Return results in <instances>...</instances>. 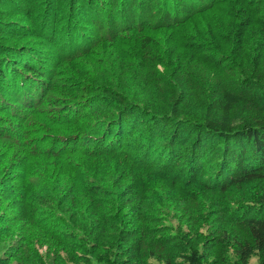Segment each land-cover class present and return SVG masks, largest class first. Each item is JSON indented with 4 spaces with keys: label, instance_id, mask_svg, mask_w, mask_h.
Listing matches in <instances>:
<instances>
[{
    "label": "trees",
    "instance_id": "trees-1",
    "mask_svg": "<svg viewBox=\"0 0 264 264\" xmlns=\"http://www.w3.org/2000/svg\"><path fill=\"white\" fill-rule=\"evenodd\" d=\"M51 253L264 264V0H0V264Z\"/></svg>",
    "mask_w": 264,
    "mask_h": 264
},
{
    "label": "rangeland",
    "instance_id": "rangeland-1",
    "mask_svg": "<svg viewBox=\"0 0 264 264\" xmlns=\"http://www.w3.org/2000/svg\"><path fill=\"white\" fill-rule=\"evenodd\" d=\"M46 250L47 248L44 247L42 248L41 252H45ZM41 259H43L44 261H38V262H35L34 264H54V261H55L53 253L46 255V256H42ZM256 262H257V258L253 257L250 260L249 264H256ZM152 264H159V263L156 261H152Z\"/></svg>",
    "mask_w": 264,
    "mask_h": 264
}]
</instances>
